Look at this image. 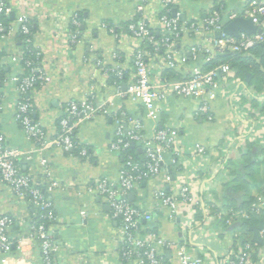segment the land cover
I'll list each match as a JSON object with an SVG mask.
<instances>
[{
	"label": "crops",
	"instance_id": "0c3cea01",
	"mask_svg": "<svg viewBox=\"0 0 264 264\" xmlns=\"http://www.w3.org/2000/svg\"><path fill=\"white\" fill-rule=\"evenodd\" d=\"M246 1L225 0V3L229 10L240 11ZM137 2L7 0L9 13L4 18L14 29L21 21L28 22L33 28V44L40 53L47 80L32 92V117L48 140L58 133V119L65 104L87 93L93 94L97 105L110 99L111 104L105 105L108 111H126L141 122L146 135L164 126L178 129L176 169L170 162V153H166L159 175L134 187L129 200L152 215L151 219L142 222L144 230L183 242L189 253L204 259V264H214L228 251L235 252L231 248L233 239L224 234L233 224L243 220L232 222L225 228L226 210H244L240 206L248 200L251 201L247 209L254 217L264 210V111L260 109L264 102V88L258 90L249 84L251 74L247 83L244 82L245 74L239 77L233 72L219 89L206 92L211 102V121L199 112L197 99L171 94L156 102L157 118L148 119L138 102L117 95L116 84L110 83L108 75L96 65V60H101L105 65L121 70L126 75V82L121 86L132 81L133 50L140 41L127 32L125 24L144 17L154 32L160 33L157 21L159 0H148L139 12L136 11ZM215 3L216 0H174L173 6L180 16L184 15V20H203ZM73 15L80 19L81 38L71 45L68 41L69 20ZM208 39L209 33L202 30L181 35L175 43L177 67L171 70L181 79L188 77L193 65L199 64L192 62L190 48L210 46ZM113 51L117 53V59H112ZM21 53L18 33L14 31L0 37V133L4 135L6 148L19 152L16 162L34 183L47 182L39 158L42 154L48 160L52 178L58 184L51 194L56 215L51 230L57 263L131 264L119 258L117 221L110 217L104 201L86 190L97 178L115 180L122 164L119 154L108 151L113 129L111 117L98 115L77 125L74 137L88 148V158H81L58 146H49L40 154L34 151V143L26 137L15 118L16 83L11 78L21 72L18 58ZM161 55V52L156 53L147 59L154 84L172 79L163 78L166 68H161ZM197 145L205 148V154L196 153ZM255 146L261 147L260 150H254ZM27 155L32 158L26 160ZM249 162L255 164L251 169H248ZM237 176L247 187L238 181ZM181 184L187 185L201 200V218H196V213L190 214L187 219H190V226L185 230L179 227L183 219L172 220L167 208H155L153 194L158 188L175 193ZM231 203L235 208L227 209ZM82 211L85 215L81 214ZM219 211L221 215H218ZM0 212L13 221L8 231L12 241H22L23 259L18 264L38 263V246L35 241L27 239L34 209L26 199L16 197L1 180ZM259 233L264 237V230ZM18 252L14 249L12 255L17 256ZM253 252L255 257L251 258V264H264V245L256 243ZM166 258L177 264L168 251Z\"/></svg>",
	"mask_w": 264,
	"mask_h": 264
},
{
	"label": "built area",
	"instance_id": "2783aa9c",
	"mask_svg": "<svg viewBox=\"0 0 264 264\" xmlns=\"http://www.w3.org/2000/svg\"><path fill=\"white\" fill-rule=\"evenodd\" d=\"M147 1L138 0L136 11H142ZM225 4V0H216L203 20H182L178 12L174 16L171 13L174 0H159L158 38L155 37L147 18L141 17L128 22L127 32L139 40L140 45L133 50V79L126 84L125 90H122L120 84H116L117 95L138 102L148 119L157 118L156 102L166 99L167 95L194 98L198 100L199 112L211 121L213 119L211 102L206 92L212 93L219 89L224 79L234 72L227 63H222L208 71H201L199 65H193L188 77L180 80H162L159 84H154L151 82L147 59L161 52V68L175 69L177 67V61L174 59L176 41L184 33L201 30L209 33L210 46L195 45L190 48V58L194 63H198L199 60L200 62L209 60L216 53L226 51L245 53L255 44H264V0H247L240 11L230 10L226 14H224ZM8 13L7 0H0V37L3 38L14 31L22 37V53L18 57L21 72L18 76L11 78L16 83L15 118L26 137L34 143V151L40 154L49 146H58L66 152L75 151L79 157L88 158L87 147L79 144L74 137L77 125L98 115L111 117L113 129L108 142V151L119 154L122 164L115 180L108 177L97 178L87 186L86 190L100 197L107 205L110 217L117 221L120 260L131 264H174L166 258L168 251L177 264H204V259L189 253L183 242L168 240L158 236L152 230H144L142 222L151 219L152 215L133 205L128 198V194L139 183L159 175L166 153H170V162L176 169L178 129L164 126L146 135L141 122L128 115L126 111H108L105 105L111 104L110 99L97 105L93 94L87 93L65 104L63 113L58 119V133L55 138L48 140L42 127L32 117V92L47 80L41 67L40 53L33 44V33L28 22L21 21L16 29L9 24L4 25L1 18ZM238 16L251 18L253 24L259 28V32L247 34L239 31L237 36L223 32L224 21L229 22ZM69 26L74 29H69L68 41L69 44L74 45L81 38L80 22L75 15L70 18ZM103 26L107 27L105 24ZM216 32H220L219 38L215 37ZM200 54L205 56L200 58ZM111 57L117 59L118 55L113 51ZM14 60L17 59L14 58ZM96 65L108 76L110 73H115L118 77L123 75L117 67L105 65L101 60H96ZM132 144L139 146L141 153L139 158L130 153ZM196 153L205 154V148L197 145ZM18 154V151L6 148L4 135L0 133V180L16 197L26 199L34 209V219L27 239L37 244L40 260L38 263L27 261L26 264H58L55 259L56 245L51 230V225L56 219L51 194L58 184L52 178L48 160L42 154L39 163L47 182L41 185L34 183L28 174L22 172L16 162ZM31 158V155L25 156L26 160ZM153 194L155 208H167L172 220L176 218L184 220L182 224L179 222L180 230L190 226V219L187 221L190 214L200 211L201 200L194 196L187 185L181 184L175 193L158 188ZM226 213L228 216L224 222L225 228L232 222L247 219L249 216L245 210L228 209ZM81 214L85 215V211ZM218 215H221L220 211ZM12 222L10 216L0 212V264H18L23 259L22 241L14 242L8 235ZM238 234L239 230L236 228L231 232L227 230L224 235L233 239ZM255 246V242H245L237 251H228L226 256L214 264H251V254ZM14 249L19 251L17 256L12 255Z\"/></svg>",
	"mask_w": 264,
	"mask_h": 264
},
{
	"label": "trees",
	"instance_id": "16d2710c",
	"mask_svg": "<svg viewBox=\"0 0 264 264\" xmlns=\"http://www.w3.org/2000/svg\"><path fill=\"white\" fill-rule=\"evenodd\" d=\"M172 7L174 8V6ZM229 11L230 10L225 4L224 14H226ZM1 19L4 25L8 24L9 20H7L4 17H2ZM136 19L132 21H135ZM78 20L80 22V19ZM224 23L226 24L227 21H224ZM126 25L127 24H125V28H126ZM69 28L74 29L72 26H69ZM30 30L33 33V28L31 25H30ZM79 30H80V26H79ZM154 35L156 38H158V34L154 32ZM19 38H20V41L22 42V37L20 35H19ZM204 56H205L204 54L199 55L200 58H203ZM198 63L202 71H208L222 63H227L232 68V70L236 73V75L239 77H243L245 73H250L252 76L249 82L250 85L255 86L256 89L258 90H260L261 88H264V44L263 43L255 44L254 46L249 48L247 52L245 53H236V52H227V51L223 53H216L213 55L211 59L202 61V62L199 61ZM163 78L164 79L172 78L176 80L181 79V77L178 74H176L174 71H172L171 69H165L163 71ZM108 79L110 83L121 85L126 82V75H124L123 73L121 77H118L115 75V73H110V75L108 76ZM260 109L264 111V102L260 104ZM129 151L137 158L141 156L138 145H135L134 147L131 146ZM245 156L247 157V155ZM245 160L249 161L247 158H245ZM254 165H255L254 163L249 162L248 169H251ZM237 178H238V181H241V179L238 176ZM241 182H242V185H246L247 187V184L244 181H241ZM250 201L251 200L243 202V204L240 206V209L247 210V212L249 213V210L247 209V207ZM230 205L231 206H228L227 209L235 206L234 203H231ZM259 216L264 222V210L260 211ZM196 218H201V214L199 213V210L196 212ZM256 224H257V220L250 213L247 219H243L242 221H240L239 226H238L239 235H238V238L237 237L233 238L231 248L237 251L239 247L243 245V243L251 241V238H252L251 227ZM254 257H255V253L253 252L251 254V258L253 259Z\"/></svg>",
	"mask_w": 264,
	"mask_h": 264
},
{
	"label": "water",
	"instance_id": "95a60500",
	"mask_svg": "<svg viewBox=\"0 0 264 264\" xmlns=\"http://www.w3.org/2000/svg\"><path fill=\"white\" fill-rule=\"evenodd\" d=\"M172 15L174 16L177 13V9L173 8L171 11ZM181 19L184 20V15H181ZM239 31H243L247 34H253L255 32H259V28L253 24L251 18H243L238 16L231 21L227 22L223 28V32L231 36H237ZM220 32L215 33V37L219 38ZM250 73H245L244 82H249ZM126 85H122V90H125ZM134 147V144H132ZM254 150H260L261 147L255 146L253 147ZM132 196V192L128 194V198ZM257 220V224L251 227L252 230V238L251 241L258 243L260 245H264V237L260 236V231L264 230V222L259 216H255ZM239 222L233 224L228 231H231L233 227H238Z\"/></svg>",
	"mask_w": 264,
	"mask_h": 264
}]
</instances>
